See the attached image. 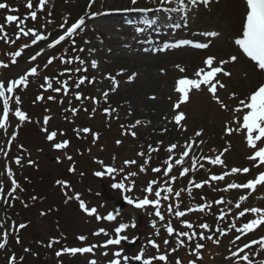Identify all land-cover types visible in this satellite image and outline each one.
Here are the masks:
<instances>
[{
  "label": "rangeland",
  "instance_id": "374dc122",
  "mask_svg": "<svg viewBox=\"0 0 264 264\" xmlns=\"http://www.w3.org/2000/svg\"><path fill=\"white\" fill-rule=\"evenodd\" d=\"M6 1L11 2V6L17 7L20 12L22 11V14L19 16L20 19L24 20V23L20 25L21 28L25 31L29 28L35 29L42 35H45L47 40L32 44L33 37L31 34L26 38L19 33L15 23L7 24L4 18L8 12L0 9V25L4 28V32L0 33V36L6 38L0 39V62L8 65L7 68L0 67V81L7 82L12 79H18L19 76L24 75L31 67L37 68L36 75L29 77L27 87L21 86L16 90L15 95L20 97L21 102L19 105L15 104L14 99L10 102L11 111L8 127L6 130L0 129V176H5L4 180L10 182V184H12L11 181L14 179L19 185L26 178L33 179L27 182L28 187L26 190L29 192V196L26 200H23V203H26L24 207L29 208H23L20 211V217H22L21 220L32 222L26 232V236H32V234L37 233L41 235V238H36L39 247L49 248L47 245L53 240L58 241V243L53 244L56 251L61 250L63 247H89L91 245H98L90 253H77L76 255L64 253L63 256L53 257L50 260H46L43 264H88L90 260H95L97 264H110L113 259H118L120 264H135L134 257L142 249L144 251L143 258L146 259H152L156 255L165 254L168 257L167 264H175L176 260H178L177 258L180 259L182 264H189V261L195 260L196 256L191 252H187V243L183 240V236L176 237L175 234L171 237L168 236L166 225L169 222L172 223L176 231H188L182 228V221H188L200 233L202 230L199 229V225L202 223L210 225L213 218L211 215L218 213L223 208L228 212V222L230 223L231 221V224L235 223L237 227L241 226L238 220L235 219L239 211L252 207L264 209V185H259L251 193L249 190L232 189V194L222 199L224 203L214 207L211 206L205 211L210 214L202 213L203 217H201V214H196V212H188L187 209L193 208L198 203L197 201L190 202L187 197L184 198L189 193V180L187 181V179L190 174L184 179L180 176L182 168H188L190 169L189 171H192L193 159L197 161L196 169L193 171L201 175L203 181L208 180L207 176L209 175H221L226 171L230 172L232 168L250 169L248 173L229 175L222 181H210V184H205L204 188L210 191L213 200L218 195L215 191H221L220 189H224L227 184L232 182H247L250 179H254L260 170H264V166H261V169L253 167V163L247 159L251 154V150L246 144L244 134H225V126L230 125L235 128L237 125L232 124L233 119L242 117V113H236L234 116L232 109L238 105L240 99H246L251 92L256 90L257 84L249 90L243 91L238 89L233 85L234 68H230L229 64L225 65V69L231 72V76L224 77L222 74H218L219 77L217 79L225 83L226 88L218 89L217 95L227 105V108L221 109L220 105L210 98V93L206 89L199 92L193 90L190 93V102L182 105L181 109L178 110L186 114V119L181 122L182 126H177L172 121V117L175 115L172 110V104L176 101L177 97L166 96L161 99L159 97L151 99L152 96H147L150 93L146 91L148 87L146 88L145 81L139 74H136L137 77L135 76L132 82L128 81V76H130L128 72H133L134 68L122 66L116 60V54L110 57L107 53L109 50L106 49L109 45L103 44L101 39L97 41L91 33L95 31L96 34L103 36L104 39L117 37L120 41L122 38L121 42H125V45L126 43L130 44L131 37H123L122 34L125 32L118 24H114L110 30L106 27L107 22L97 23L96 25L91 24L89 27L80 30L78 46L73 45L74 47L70 49L67 44L63 48L54 47L50 49L47 45L62 32L57 27L56 17H59L62 21L61 24L64 21H67V25L70 24L77 19L76 16L83 14L87 5L82 4L80 7L78 4L81 1L84 3V1L47 0L43 10L44 13L41 12L42 14L35 21L30 18L29 9L26 7L27 0ZM32 1L34 4L32 10H36L35 6L39 0ZM147 1L150 0H142L145 4ZM213 1L217 3V6L214 8L211 7ZM228 1L233 8L239 2V0H218V2L217 0H211V3L207 7L199 3L194 6L187 3L189 11H191L188 13L189 20L192 22L191 25L194 29L200 31L219 32L220 35L216 39L221 37L220 39L223 42L219 50L222 52L221 57L228 59L231 55L235 54L239 57L238 61L235 62L237 65L233 63L236 68L242 69L246 66L250 70L258 71L254 63L244 57L234 44V39L242 30V21L245 16L244 7H241L240 15L237 18V25L226 27L225 33L222 30L223 25L231 26L233 24L231 18L234 16V10L230 7L225 9V11L221 10L222 6L226 5ZM123 3L125 4L123 7L128 9L131 0H124ZM47 13L55 15V17L49 20ZM205 20L207 22L203 25L202 22ZM110 22L112 23V21ZM157 29L154 27L155 31ZM18 35L20 36L19 39H17ZM24 45H28V47H24ZM93 45L99 47L98 50L101 52L100 55H102L101 60H96L98 63L96 71L91 67L92 57L95 54L88 52ZM155 47L157 50V46ZM81 48L84 51H79ZM16 51H21V55L16 58L17 63L12 64L11 57ZM37 52H42V55L38 56L35 61H31L30 57ZM73 53L81 55V60L85 61V64L82 66L87 69V73L81 72V74L89 77L88 80L95 77V82L87 83L93 85L92 87L87 84L83 86V88L86 87V91L82 87L77 88L75 84L71 87L70 92L65 94L61 91V94L57 96L55 91L44 85V78L47 77L49 79L53 88L60 87L57 84V80H60V76L63 74L62 69L70 64L67 61L57 59L56 54L60 56H64V54L72 56ZM208 56H212V53H205L199 57L202 66L204 59ZM50 57H54L55 59H53L51 65L45 67ZM176 57H178L177 54L173 56V58ZM216 61L218 62L217 59ZM78 65L75 63L71 64V69L74 71V68ZM176 65L183 67L181 61H177L174 66L176 67ZM118 72H122L124 77L121 78V90L109 91L108 97L116 101H114L115 105L112 108L116 109V111L112 112L110 117L107 115L104 120L95 118L93 106L83 103L85 97L80 102L74 101L75 93L79 92L84 95L89 89V92H92L89 96H92L91 100L92 98L99 99V97H103V91L108 88L110 83H108L109 80L105 79V77L108 75L118 77ZM237 72L238 76L245 80L247 77L246 73L242 70H238ZM74 76V80L77 81L79 76ZM232 93H235V99L230 98ZM37 96H43L44 98L37 100ZM49 96L54 97V99H47ZM70 101L71 103H69ZM16 107H19L26 113L29 117L27 121L21 123L15 118L12 113ZM72 109L76 110V115H73ZM0 115H2V102H0ZM46 116L49 117L47 125L44 124ZM114 117L116 119H124L131 126L139 120L141 122L139 125L135 128H130L133 129L132 132L141 133L143 136L139 137L138 142L135 141L134 145L121 140V134L118 129L114 130V125L110 129L106 124ZM85 127L91 129V133L85 135L81 132L78 135L74 131L75 129ZM45 128L47 131H44ZM53 131L57 133V136L54 141L50 142L47 140V134ZM197 131H202L203 134L200 137H196L195 133ZM92 133L98 134V138L95 141L93 140ZM13 135L15 136L14 140L12 139ZM65 139L69 140L71 148L76 149L66 152L68 151L67 149L64 156L58 158V150L53 147V144ZM118 140L121 141L120 145L116 143ZM192 141H195V144L190 149L189 156L185 157L182 165L177 166L173 164L172 171L168 176L164 175V170L160 172L151 170L154 163L153 160L156 158L154 156L156 152L150 151V145L153 149H167L174 143L177 147L171 154L173 157H176L178 154L180 158V155L185 150V145ZM86 151H91L93 157L89 158V156L84 155ZM221 152L224 153L221 157L224 162L223 165H212L207 159H204L205 157L215 158ZM138 153H144V155H138ZM119 154L120 156H118ZM73 155H75L74 157H77L76 155L81 156V158H73ZM68 156H71L72 159L69 160ZM16 158H19L21 161L19 165L15 163ZM53 158H57L56 163L51 162ZM160 159L158 157L159 162L164 160ZM131 160H135L136 163L126 166L125 161ZM146 160L148 161L147 164H145ZM200 165H203V167ZM102 166L115 168L116 171L113 172L114 174H106L102 179L98 180L93 176V173L96 171L104 173L101 168ZM141 166H144L145 171H140ZM70 168H74L75 170L69 171ZM9 170L12 172L11 177L8 175ZM67 171L72 175L70 178L66 175ZM130 173L136 174L130 175ZM172 177H175L174 182H169ZM57 181H63L69 187L65 188L62 184L57 183ZM150 181L157 182L153 185L154 191L157 188L164 187H171L172 189V192L167 194L169 197L167 200L161 199L160 211L164 216L163 221L154 215L155 210L151 206L150 208L147 207L146 209L136 211L127 205L124 210L115 212V202L119 200L127 201L126 197L136 201L148 195L150 199H155L154 191L152 194L144 191ZM117 183L124 184L125 189H131V191L114 188L113 184ZM176 192L180 193L179 197H176ZM77 194L88 208L97 209L95 215L85 216L79 209H76L77 203H80V200L75 199ZM164 195L166 193L162 192L161 196L163 197ZM241 195L248 196V199L242 202L240 209H237L235 204ZM191 196L193 197V194ZM15 200L17 201L18 198L13 199V201ZM177 205H179L178 209ZM169 206L173 208V213H169ZM230 209H232L231 214ZM175 210L185 211L186 215L178 220L174 215ZM41 213H44V215H41ZM109 213H113L116 217L112 222H109L110 224L104 222L103 218L97 222L95 221L96 215L104 217ZM17 215L18 211L8 208V205L3 206L0 210V239L7 233L8 245H10L11 222ZM207 217L210 218V221ZM245 218L246 222H248L255 217L251 213H246ZM213 222L216 223V236L213 234L214 228L212 226L208 228V231L205 230L204 232L213 236L214 239H218L219 244L217 245L207 240L204 245V251L199 252L202 258L198 261L196 260L197 264H239L240 256H232V252H238L237 246L231 243L234 236L238 233L234 228L229 229V226H225L224 220H213ZM121 223L130 225L121 234L122 236L126 239L139 238L140 240L135 249L131 250L130 253L125 251L123 247L116 245L104 246L108 239L115 238L114 229ZM153 223L156 224L155 229L152 227ZM217 225L218 228L227 232L229 237L219 235L216 231ZM259 228L263 229L261 233L264 234V225ZM101 229L107 232L108 235L101 232ZM44 234L46 235L42 237ZM52 234L53 236H50ZM80 236H84L86 239L80 241L77 239ZM166 239L169 241L167 245L164 244V240ZM150 240L159 245L158 250L151 247L149 244ZM177 240H180L182 244L177 243ZM173 248L176 249L175 252L172 251ZM7 249H10L9 246ZM116 251H120V257L114 255ZM240 255L242 256L243 254ZM248 256L250 260L256 259L255 262L257 263L260 260H264V251L258 245ZM125 257L128 258L127 261H125ZM153 264H165V262L153 259Z\"/></svg>",
  "mask_w": 264,
  "mask_h": 264
},
{
  "label": "snow or ice",
  "instance_id": "6c2138e0",
  "mask_svg": "<svg viewBox=\"0 0 264 264\" xmlns=\"http://www.w3.org/2000/svg\"><path fill=\"white\" fill-rule=\"evenodd\" d=\"M47 0H39L38 5L35 6L36 10H33L30 12V18L31 20L35 21L37 19V12L42 11L45 7ZM95 0H89L88 3V8L91 9L93 3ZM218 2V0H217ZM161 5H166V4H172L173 0H160ZM175 3L177 7H172V8H164V11L167 12H177V11H186V6H185V0H175ZM188 4L191 5H196V4H201L205 7L209 6L211 3V0H187ZM132 5L137 4V0H131ZM244 4L246 6V11H245V16L242 21V30L241 33L234 39V44L235 46L238 47V50L242 55L246 58H248L251 62L254 63V66L258 68V70L261 73H264V0H244ZM26 7L28 9H33L34 5L32 3V0H27ZM0 9L7 10L10 13L11 12H16L17 10L14 8H10L7 3L0 2ZM160 9H157L159 11ZM126 11H137V12H151L153 9H140V8H131V9H126ZM86 15H91L95 16L97 13H86ZM5 22L7 24H16V28L18 29L19 33L22 34L23 36H28L31 34L33 37L32 39V44H36L38 41L46 40L47 37L45 35H42L35 29L29 28L27 31H25L23 28L20 27L21 24L24 23V20L20 19L17 15L13 14H8L4 18ZM67 21H65L64 24H61V28L65 29L62 35H59L58 38L53 40L51 43L47 45L48 48H54L56 45H59L62 41H64L66 38L72 37L78 29L81 28L85 24V19L84 17H80L76 22L72 23L70 26L65 28V24ZM176 27H179V25H176ZM136 31L139 33L143 31L141 28H137ZM4 32V28L2 25H0V33ZM202 36L210 37V38H215L220 35L219 32L216 31H208L201 33ZM20 36H17V39H19ZM0 39H6L4 36H0ZM7 42V40H6ZM74 43V41H73ZM151 43V41H149ZM183 45H190L191 47L195 49H206L209 47V43L207 42H193L190 40H182L179 41L178 43L175 44H164L162 48L158 49L159 51H163L165 48H175V47H181ZM24 47H28V45H24ZM79 51H84L83 48L79 49ZM91 51V50H90ZM147 51V49H145ZM21 55V51H16L12 57H11V63L15 64L17 63L16 58ZM42 55V52H37L35 55L30 57L31 61H35L38 56ZM54 57H50L47 61V64L45 67L48 65H51L53 63ZM78 59V58H77ZM239 57L237 55H231L228 59H223L220 61H216V58L214 56H208L206 59L203 61V67L198 68L197 70L194 71L193 77L190 78L187 76H183L178 78L175 81L174 85V90L178 94L176 101L172 104V110L175 113V115L172 117V121L175 122L177 126H182L181 122L186 119V114L183 111H178L181 109V106L190 102V93L195 90L197 92L199 91H206L210 93V98L215 101L217 104L220 105L221 109L227 108V105H225L217 95L218 89H224L226 88V84L223 83L221 80L217 79L218 74H222L224 77H230L231 72L225 69V65L230 64V63H235L237 62ZM72 61L69 60L67 63H71ZM80 65H84L85 61L84 60H79ZM0 67L2 68H7L8 65L0 62ZM91 67L93 69H96L98 67V63L95 59L91 61ZM176 68L179 70V72L184 73L185 68L181 67L180 65H176ZM77 71H87L86 68H77ZM70 71V70H66ZM37 73V68L36 67H31L24 75L19 76L18 79H12L7 82L5 81H0V102H2V115H0V129L6 130L8 127V121H9V116H10V102L15 101L16 105L20 104V97L19 96H14L15 90L20 88L21 86L27 87L29 83V77L36 75ZM122 72H118L117 75H122ZM161 74H163V70H161ZM136 74L133 73L132 75L128 76V81L131 82L135 78ZM87 77H80L78 81L76 82V87L79 88L81 85H83L86 81ZM105 79H108L111 82V90L115 91L119 85V81L116 79V77H113L111 75H108L105 77ZM88 83H94L95 82V77H93L91 80L87 81ZM57 84L60 85V87L53 88L52 84L50 83L49 79L45 77L44 80V85H47V88L52 89L55 92H61L63 91L65 94L68 92V87H67V81L61 82L57 80ZM42 85V87H44ZM203 86V87H202ZM103 96L105 99L108 96V92L105 91L103 92ZM43 96H37V100L43 99ZM232 99H235V93L231 94ZM49 100H53L54 97L49 96L47 97ZM75 99L76 100H81L82 96L79 92L75 93ZM93 99V103L97 104L99 101L95 98ZM151 99H155V97H151ZM171 99V98H170ZM71 103V101L69 102ZM95 111V109H93ZM116 111V109H109L106 108L104 109V113L106 115H111L112 112ZM73 115H76V110L72 109ZM232 112L235 116L236 113H242V117L235 118L232 121V124L237 125L235 128L231 127L230 125L225 126V134L226 135H231L233 133H241L245 135V140L248 148L251 150V154L247 157L249 161L253 163V167H256L257 169H261V166H264V83H261L256 90L250 93V95L246 99H240L238 102V105L232 109ZM15 118L23 123L29 119V117L26 115L24 111H22L19 107H16L14 112L12 113ZM49 120V117L44 118V124L47 125ZM141 122L137 120L135 124H133L131 127L135 128L137 125H139ZM123 127V126H122ZM44 131H47L45 128ZM74 131L79 133H84L85 135L91 133V129L89 128H82V129H75ZM202 131H197L195 133L196 137H200L202 135ZM131 135L135 137L136 133L132 132ZM57 136V133L55 131L50 132L47 134V140L48 141H54L55 137ZM93 140L95 141L98 138V134L92 133ZM12 139H15V136L13 135ZM11 143V141H9ZM118 145L121 143V141L116 142ZM193 144H195V141H192L191 143H188L185 145V150L184 152L180 155L179 159H176L174 162L177 165H182L184 162L185 157L189 156V151L192 148ZM69 146V141L68 140H63L58 143H54L53 147L57 150L60 149H66ZM177 145L176 144H171L166 151L168 153H172L174 149H176ZM150 151H157L158 149H153L152 146H149ZM227 151V149H225ZM223 152H221L219 155H217L215 158H207L205 157L204 159H207L208 162L212 165H223V160L221 157L223 156ZM138 155H144V153H138ZM69 160L72 159L71 156L67 157ZM172 160L173 157L170 155L168 160H165L164 163L167 165V167L164 169V175L168 176V174L172 171ZM15 163L19 165L21 163L19 158H16ZM31 163V162H30ZM135 160L131 161H125V165H131L135 164ZM148 161H145V164H147ZM197 166V161L196 159H193L192 162V170H195ZM203 167V165H200ZM74 168H70L69 171H74ZM122 170V169H121ZM190 169L188 168H182L180 172V176L183 177L185 176ZM106 173L111 174L116 171L115 168L112 167H107L104 170ZM140 171L143 172L145 171L144 166L140 167ZM154 172H160V168H154ZM250 171L249 168H232L229 171L224 172L221 175H211L208 180L203 181L202 183H195L194 181H190V184H194L196 188H201L203 187L204 184H210V181H222L226 176L229 175H234L237 173H248ZM104 173L102 172H96L95 175L101 176ZM136 173H130V175H135ZM9 177L12 176L11 170L8 171ZM175 177L171 178V181L169 182H174ZM12 189L8 193L9 196H12V193L17 190L19 185L17 182L12 179ZM57 183L62 184L63 187L67 188L69 185H67L63 181H57ZM156 181H150L144 191L148 194H152L154 189L153 185L156 184ZM259 185H264V170H260L258 174L255 176L254 179H250L247 182L244 183H237V182H232L227 184L226 188L220 189L221 191H228L231 189H244V190H249L251 193L252 191H255L257 186ZM2 187V186H0ZM114 188L117 189H123L126 191H131V189H125V185L121 183L113 184ZM189 195H191V189H188ZM164 192L166 195L163 197L161 196V193ZM172 189L171 187H164V188H157L154 191V196L155 199H150L148 195L145 197L139 199L138 201H134L133 199L127 198V203L129 205H132L136 209H146L148 206H151L155 211L154 215L159 218V220L163 221L164 216L162 215L160 211L161 207V199L167 200L169 197L167 194L171 193ZM176 197L180 196L179 192L175 193ZM15 197H13L14 199ZM35 199V197H33ZM75 199L80 200L79 195L77 194L75 196ZM248 199V196L246 195H241L238 199V201L235 204V207L237 209L241 208L242 202L246 201ZM216 204H222L224 201L217 200L215 201ZM80 209L85 212L89 216H93L97 213L96 208H88L85 203L80 200L79 203ZM210 204H205L203 206H197L196 208H189L187 209L188 212L192 211H200L203 212L205 208H210ZM179 208V205H177V209ZM169 213H173V208L171 206L168 207ZM246 213H251L255 218L251 219L248 222H245L242 224V226L237 227L235 223L230 224V228H234L237 233L247 235L254 230H256L259 226L264 225V209L258 208V207H252L248 209H244L238 212L237 216L235 217L236 220H238L240 217H244ZM41 215H44V213H41ZM175 217L179 220L180 218L184 217L186 215L185 211L181 210H175L174 211ZM226 213L223 211L221 212V215L218 217V219L223 220L225 217ZM105 219L108 221L114 220L116 217L109 213L108 215L104 217H100L99 215H96V219ZM130 225L126 223H121L118 227L114 229L115 232V238L108 239L106 242L105 247L108 245H119L121 243V240L124 239L121 235V233L128 228ZM134 227V225H132ZM27 227V225L21 223L18 226H16V230L19 231L20 229H24ZM152 227L155 229L156 224L153 223ZM201 229L207 230L209 228V225L207 223H202L199 225ZM182 228L192 230L194 228V225L188 221H182ZM103 232L105 235H108L107 232H105L103 229L100 230ZM219 235L224 236L227 235V232L224 230L217 228L216 230ZM166 232L168 236H173L175 234L176 237H187L189 240L193 239L196 236L195 232H190V231H176L175 228L172 226V224L169 222L166 225ZM99 234V233H97ZM158 234V230H157ZM8 236L7 233L4 234L3 240L4 242L0 243V249H4L6 246ZM77 239L80 241H84L86 237L80 236ZM200 240H210L214 244H219L218 239H214L213 236L211 235H203L201 234L199 236ZM240 240V235H237L231 243L235 244L236 241ZM20 241L17 239V243ZM54 243H58V241H51L47 246L52 247ZM169 241L166 239L164 240V244L167 245ZM177 243L182 242L180 240H177ZM149 244L151 245L152 248L154 249H159V245L154 242V241H149ZM253 244H258L261 248L262 251H264V237L259 238L258 240H253L250 243H246L243 245V247H240L238 252H232V256H240V259L246 262V264H252V261L250 260V257L248 255H240L241 253L244 252L246 248H251ZM98 247V245H91L89 247H70V248H64L62 251H57L56 255L59 257L63 253H68L71 255H76L77 253L80 254H85V253H90L93 251L94 248ZM204 247L203 244L197 243L195 245V260H190L189 264H196V260L201 259L202 257L199 255V251ZM25 251H29V249H25ZM173 252L176 251L175 248L172 249ZM116 257H120L121 253L120 251H116L114 253ZM144 257V251L143 249L139 254H137L134 259L136 261H140L141 264H153V259L161 262H165L167 264L168 257L165 254H160L156 255L152 259H146ZM125 261H127V257L124 258ZM15 257L10 258L8 264H14ZM88 264H97L95 260H90ZM110 264H120V261L118 259H113ZM175 264H182L180 260H176ZM258 264H264V260H260Z\"/></svg>",
  "mask_w": 264,
  "mask_h": 264
},
{
  "label": "bare ground",
  "instance_id": "6f19581e",
  "mask_svg": "<svg viewBox=\"0 0 264 264\" xmlns=\"http://www.w3.org/2000/svg\"><path fill=\"white\" fill-rule=\"evenodd\" d=\"M83 1L84 3L81 1L78 6L81 7L82 4L88 5L89 0ZM122 2L123 0H95L93 5L94 11L95 13H97V15H95L94 19L90 21L89 15H86V13H88V10L85 7V13L83 14V17L85 19L84 25H96L97 23L107 22L106 27L108 29L112 28V23L120 24V26L122 27L138 26L141 29H145L147 26L150 25H157L159 27V30L156 34L146 32L144 36L147 35L150 38L155 36L160 39L161 45L157 46L158 49L162 48L163 45L166 43L175 44L178 41L182 40L209 43L208 48L201 49L198 51L188 48L175 50V48L171 47L165 48L163 51H159L156 50V47L153 44H151L155 43L152 40L151 43H149V41L142 42V34H140L139 36V33L137 32H126L125 36L131 37V43L129 47L124 46V44L121 43L117 37L107 38V42L110 45L108 48H106L107 50H109L107 52L109 56L111 57L112 55L116 54L115 58L122 66L134 68L132 70L133 72H128V74L132 75L133 73H135L139 74L142 77V79L145 81L146 88L148 87L146 91L150 92L147 96L150 95L152 97L154 96L155 98L159 97L160 99L166 96H178V94L174 90L175 81L183 76L194 78V71L204 66L201 65V59L199 57L201 55H204L205 53H212V56H217L215 58L218 61L223 60V58L221 57L222 52L219 51L221 49L220 45L223 44L220 39L221 37L216 39V37L210 38L202 36L201 33L204 32H197L196 30L192 29V26H190V23L188 22H184V24H181L179 27H176V30L179 32L177 35H175L176 37L173 38L172 36H168L171 31L170 27L174 23V17L176 15H179L178 13H181L182 11L167 12L163 9L177 7L175 2L173 4L161 5L160 0H151V6L147 8L153 9V11L151 12H143L138 15H116V12L124 11V8L121 6ZM216 6L217 3L213 1L211 7L214 8ZM243 6L244 0H241V2L239 0V2L234 8L230 5L229 1L226 5L222 6V11H225V9L229 7L234 10V16L233 18H231L233 20V24L231 26L223 25V32L225 31L226 27H233L237 25V18L239 17L241 7ZM157 9L160 10L157 11ZM110 21H112V23ZM206 22V20L203 21V25H205ZM183 25H185V28L187 27L190 29L188 34L193 32V35L183 34L181 29L182 27H184ZM160 26H162V28ZM145 49H147V51H145ZM90 50L95 54L92 60L102 59L100 55L101 52L98 50L97 47H91ZM176 54L178 55V57L173 58V56ZM177 61H181L183 63V68H185L184 73L179 72V70L174 67ZM235 65H233V63L229 64V66H231L230 68H234L233 85L236 86L238 89L245 91L249 90L255 84L259 85L261 83H264V73H261L259 70H250L246 66H244V68L242 69H238L235 67ZM161 70H163V74H161ZM238 70H242L246 73L247 77L245 78V80L238 76Z\"/></svg>",
  "mask_w": 264,
  "mask_h": 264
}]
</instances>
